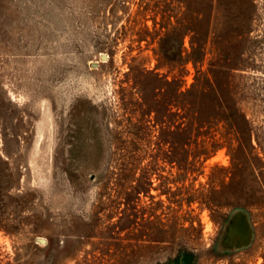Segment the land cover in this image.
<instances>
[{
  "label": "rangeland",
  "instance_id": "obj_1",
  "mask_svg": "<svg viewBox=\"0 0 264 264\" xmlns=\"http://www.w3.org/2000/svg\"><path fill=\"white\" fill-rule=\"evenodd\" d=\"M169 262L264 264V0H0V264Z\"/></svg>",
  "mask_w": 264,
  "mask_h": 264
},
{
  "label": "trees",
  "instance_id": "obj_2",
  "mask_svg": "<svg viewBox=\"0 0 264 264\" xmlns=\"http://www.w3.org/2000/svg\"><path fill=\"white\" fill-rule=\"evenodd\" d=\"M213 73V72H212ZM144 82L141 84V87H139V92L141 93V98H142V94L144 92ZM166 85L168 87H170L172 85L171 83L166 82ZM177 90V89H176ZM188 94V93H187ZM202 89H198L197 92L193 95V101H191L188 104L189 107V111L191 112L190 114H192V116L194 117L193 122L197 123L198 125L196 126L197 128H199V123L198 121H200V115H201V110H202V104L200 101V98H202ZM182 96H186L185 93H180V94H176L175 99H174V104L175 107L178 109V102L177 99ZM221 99V98H220ZM221 101V100H220ZM217 103L219 106L222 107V109H226L224 106V103L219 102V99H217ZM183 103L181 105V108L179 109H185L186 105ZM191 107H193V110L191 111ZM195 114V116H194ZM221 116L223 117L225 122H228L230 124V126L233 127V132H234V136H235V143L236 146L234 147V145L230 144L228 147L229 150H231L232 156L233 158H249V152L247 151L246 147L244 146V143L242 141V138L244 137V132L245 130L241 129L240 124L241 121H239L240 119L243 120V116L236 110V108L232 109L231 112H229L228 114L226 113V111L224 110V112L221 114ZM192 122V118L190 119V124ZM201 124V122H200ZM134 125V124H133ZM134 127V126H132ZM250 148L252 147L251 144H249ZM198 155H203L205 158H207L210 154L208 147L203 146L201 148V151L197 153ZM236 217H241L245 220L246 225L248 230H250V232L252 231V226L250 225L249 219H248V213L245 209L242 208H237L236 207L232 210V212L226 216V218L223 220L222 224H221V230L219 232V239L216 241V245L218 249H219V253L218 256H221L223 254H226L228 252H232L233 250H236L238 248H240L242 245L246 246V242H239L238 240H231L229 233L231 230V227L233 225V222L235 220ZM168 264H171V262H169Z\"/></svg>",
  "mask_w": 264,
  "mask_h": 264
},
{
  "label": "water",
  "instance_id": "obj_3",
  "mask_svg": "<svg viewBox=\"0 0 264 264\" xmlns=\"http://www.w3.org/2000/svg\"><path fill=\"white\" fill-rule=\"evenodd\" d=\"M106 59V56L105 55H102V60H105ZM42 241V240H41Z\"/></svg>",
  "mask_w": 264,
  "mask_h": 264
}]
</instances>
